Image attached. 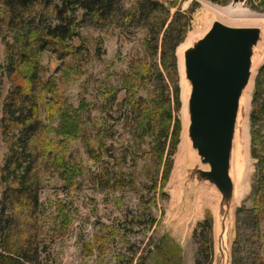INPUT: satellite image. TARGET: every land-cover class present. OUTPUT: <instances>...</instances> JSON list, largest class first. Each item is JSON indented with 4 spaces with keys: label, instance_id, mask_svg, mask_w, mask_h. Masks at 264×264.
I'll list each match as a JSON object with an SVG mask.
<instances>
[{
    "label": "rangeland",
    "instance_id": "rangeland-1",
    "mask_svg": "<svg viewBox=\"0 0 264 264\" xmlns=\"http://www.w3.org/2000/svg\"><path fill=\"white\" fill-rule=\"evenodd\" d=\"M122 1L124 9L130 11L141 0ZM154 1L167 6L175 2L169 23L178 12L183 14V23L191 18L184 39L176 49L177 75L171 74L170 78L168 72L161 71L172 95L176 87L180 89L181 110L176 112L182 123L179 145L170 159L169 144L161 159L154 140L149 138L144 145H132L133 139L125 130L131 95L153 105L159 93V83L153 73L145 78L139 74L134 78L129 76L143 61H151L156 68L163 69L161 49L154 55L146 50L147 34L143 27L123 31L120 26H98L87 22L80 31L81 36L89 41V56L80 59L76 65L71 64L70 70L47 53L44 56L47 72L44 75L55 83L61 108L77 113L81 127L75 140H64L59 145V139H64L59 128L61 112L50 121L47 107L41 102L40 121L47 126L49 139L57 145L56 149L51 148L54 152L50 157L56 159L58 148H64L69 155V168H75L77 174V182L71 184L63 177L66 168L58 166L59 161L49 167H37L35 176L42 183L40 226L45 225L40 228L43 233L42 255L47 264H161V256L155 249L164 242L169 243L166 241L168 238L181 246L182 264H197V260L207 264L211 248L210 264H232V250L235 248L243 252L241 264H260L255 261L256 254L264 264V210L254 203L258 160L252 155L250 133L253 92L247 123L249 171L247 179L245 176L244 192L235 205L232 224L226 233L223 234L219 215L220 194L213 203H218L214 209L200 205V199L209 201L206 195L211 187L188 184L184 175L192 161L183 155L184 101L187 95L179 51L192 33L207 25L210 16H207L205 4L227 7L233 4V0L225 6L210 0ZM237 4L264 19V5L260 0H244ZM157 17L155 22L160 25L162 17ZM163 37L164 30L159 38L160 47ZM6 41L12 43L13 39L0 32V69L7 63ZM75 42L80 44L79 40ZM132 82L134 87H131ZM11 90L9 80L0 73V202L5 191L2 171L12 153L3 134V105ZM100 129L105 132L104 147L111 156L107 154L103 162L97 163L90 159L88 149L103 147L98 143ZM170 161V177L167 185L162 187L161 179L168 168L166 162ZM103 173L106 177L101 176ZM103 178H113V182L107 184L106 180L101 181ZM208 212L213 217L209 231L200 226ZM250 240L254 241L252 247Z\"/></svg>",
    "mask_w": 264,
    "mask_h": 264
},
{
    "label": "trees",
    "instance_id": "trees-1",
    "mask_svg": "<svg viewBox=\"0 0 264 264\" xmlns=\"http://www.w3.org/2000/svg\"><path fill=\"white\" fill-rule=\"evenodd\" d=\"M210 1L225 6L232 0ZM260 1L264 5V0ZM174 5L175 2L167 6L159 1L141 0L135 8L126 11L122 0H0V32L13 39L12 43L6 41L7 63L0 69L2 76L12 86L3 105V134L10 143L12 153L2 171L5 191L0 202V264H47L42 255L43 233L40 228L45 225L40 226L42 183L35 176L37 167H49L59 161L58 166L66 168L63 177L71 184L77 182L76 170L69 168V155L64 148L59 147L57 158L51 159V153L57 145L49 139L47 126L40 121L39 109L41 102L45 103L50 121L61 112L59 128L64 139H59V145L64 140L71 142L79 135L81 119L77 113L61 108L55 83L44 75L47 72L44 56L47 53L55 56L60 65L69 70L71 64L76 65L80 59L88 57L89 41L81 36L80 31L87 22L98 26L116 25L123 31L131 27H143L147 34V52L154 55L161 49L163 69L156 68L151 61H143L129 75L134 78L139 74L145 78L147 74L153 73L159 83V93L153 105L143 98L136 100V96L131 95L125 130L133 139L132 145H144L151 138L161 152V159L169 144L170 159L174 155L182 133L181 120L176 116V112L181 110V95L179 87L171 94L161 71L168 72L170 78L171 74L177 75L176 49L183 41L191 19L183 23V14L178 12L169 23ZM158 15L162 17L160 25L155 22ZM163 30L160 47L159 38ZM131 87H134L133 82ZM252 97L251 145L252 155L258 160L254 203L260 210H264V64L256 78ZM97 136L99 145L103 147H91L88 153L91 160L100 163L110 153L104 147L105 132L100 129ZM168 164L166 162L168 168L165 177L161 179L162 187L167 185L170 177L171 161ZM69 173L72 175L69 176ZM101 176L106 177L104 173ZM105 180L107 184L113 182V178L101 179L102 182ZM68 184L74 190L73 185ZM207 214L200 226L209 231L212 229L213 217L210 212ZM166 241L169 243L164 242L155 249L157 255L161 256V264H182L181 246L168 238ZM249 244L252 247L254 241L250 240ZM212 256L211 248L207 254V264H210ZM232 256V264H241L242 251L235 248ZM255 261L263 264L258 254L255 255ZM197 264L204 263L197 260Z\"/></svg>",
    "mask_w": 264,
    "mask_h": 264
},
{
    "label": "water",
    "instance_id": "water-1",
    "mask_svg": "<svg viewBox=\"0 0 264 264\" xmlns=\"http://www.w3.org/2000/svg\"><path fill=\"white\" fill-rule=\"evenodd\" d=\"M243 1L233 0V4ZM262 36L258 26H232L215 21L182 53L187 95L186 138L191 152L194 150L198 156V162L186 168L184 175L188 184H205L220 194L223 234L230 229L233 219L235 141L240 119L247 111L246 93L251 85L253 92L262 67L254 73Z\"/></svg>",
    "mask_w": 264,
    "mask_h": 264
},
{
    "label": "bare ground",
    "instance_id": "bare-ground-1",
    "mask_svg": "<svg viewBox=\"0 0 264 264\" xmlns=\"http://www.w3.org/2000/svg\"><path fill=\"white\" fill-rule=\"evenodd\" d=\"M205 5H206L205 10L207 12V16L208 17L210 16L209 21L206 22L207 25L204 26V28L203 27L199 28L198 32L201 34H198V32L192 33L190 35L187 43L185 45H183L182 49H180V51H179L180 66H181L183 78H184L183 54H182L183 50L187 46L192 44L193 41L202 37L210 29V27L212 26V24L215 21H221L225 24L232 25V26H258L262 29V33H263L262 41L260 43L258 53L256 55V59H255L256 62H255V66H254V73H256L259 66H261V64H262L263 57H264V19L261 18V16H258L257 14H252L249 10L245 9L244 7H242V5L240 6L238 4L237 5L231 4L227 7H222V6H218V5H211V4H205ZM184 81H185V79H184ZM252 88H253V85H251L249 87V89L246 93L247 111H246V113H244L242 115V118L240 119V128H239V131L237 133V137H236V141H235V149H234V154H233L232 171H233V181H234V185H235L234 201H233V208L234 209H235V205L239 202V199L241 198V196L244 192V189H245L244 185L246 183L245 182V176L247 179V176H248L247 172L249 171L248 170L249 167L247 166L248 155H249L248 154L249 153V141H248L247 123H248V111H249V106H250V101H251ZM184 102H185V105H184V113H185L184 127H185V129L183 130L184 133L182 135V137H183V140H182L183 155H184V157L188 156L189 159L192 161V164H193V163L198 162V156L194 150L191 152L190 143H189L188 139L186 138V128H187V123H188L187 112H186V110H187V108H186L187 96H186V100ZM188 152L191 154V156L189 155ZM207 191H208V193L206 196H208L209 201H207V199H206L207 202H205V201H202L200 199L199 204L203 205V206L208 205L214 209V207H216L218 205V203L215 205L213 204L218 199V191H216V189L214 190L212 187L210 190H207ZM201 195H202V193H201ZM197 199H199V198H197Z\"/></svg>",
    "mask_w": 264,
    "mask_h": 264
}]
</instances>
